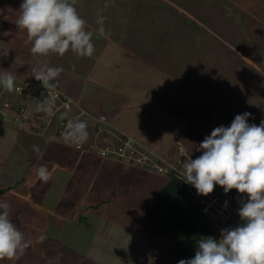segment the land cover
<instances>
[{
  "label": "rangeland",
  "instance_id": "rangeland-1",
  "mask_svg": "<svg viewBox=\"0 0 264 264\" xmlns=\"http://www.w3.org/2000/svg\"><path fill=\"white\" fill-rule=\"evenodd\" d=\"M21 3L22 0H0V8L4 4V11L0 13L3 14L0 69L17 72L18 67L25 79L33 75V63L44 60L58 64L63 72L53 87L40 86L46 99L39 97L30 101L37 106L33 109L28 104L25 108L32 110L30 116L16 109V114L5 117L14 122L18 135L20 129L26 133L30 127L35 131L44 130V138L35 137L41 146L48 141L45 139L52 137L51 133L57 132L61 143L71 144L66 136L69 123L86 121L88 139L84 147L74 146L75 159L100 157L99 150L104 146L117 150L126 146L123 139L128 137L138 151L148 153L146 165H138L134 159L135 162L121 159L111 152L103 156L128 162L138 169L132 172L131 181L138 191L137 209L132 212L138 221L133 216L131 220L138 223L136 230L143 235L118 232L115 227L113 231L119 236L105 241L102 245L105 250L98 252L97 241L93 240L97 254H93L92 260L100 264H177L179 259L172 254L174 244L170 235L149 238L145 224L150 229L152 224L147 212L155 192L167 179L166 173L184 180L183 164L202 154L199 144L214 128L229 126L236 115L245 112L251 113L249 124L259 125L264 120V0H76L77 12L87 22L86 30L93 33L95 52L91 57H78L71 51L62 57L33 55L31 45L26 43V31L15 24ZM101 17L103 34L99 32L101 24L97 23ZM23 47L26 49H18ZM12 57L16 61H32L29 67L22 66ZM30 80L15 82L26 87L10 94L12 105L21 102L19 97L35 86ZM7 92L0 87V122L4 117L1 113L5 114L2 104ZM54 94L69 95L75 109L73 114L60 110V99ZM101 117L105 120H100ZM19 123L22 127L18 129ZM4 133V143H7L11 129L9 135L7 128ZM58 154L63 156L66 152L59 148ZM47 156L45 162L40 161L48 163L52 154ZM86 168L91 174L97 172L96 176L106 171L101 162L90 163ZM31 169L37 167L31 166ZM186 185L215 225L219 237L221 229L241 224L238 209L241 201H246V194L235 189L225 193L217 185L212 193L202 196L193 186ZM17 198L6 200L0 196V201L5 199L12 208H18ZM106 203L100 202L103 208L109 207ZM121 203L122 209L130 207L125 201ZM119 211L118 208L121 214ZM96 223V238H100L98 233L103 231L99 228V219ZM69 228L70 232L75 231ZM111 228L107 221L102 224L103 230ZM88 231L86 227L81 228L79 240ZM39 260L34 264H40ZM51 264H56V260Z\"/></svg>",
  "mask_w": 264,
  "mask_h": 264
},
{
  "label": "clouds",
  "instance_id": "clouds-1",
  "mask_svg": "<svg viewBox=\"0 0 264 264\" xmlns=\"http://www.w3.org/2000/svg\"><path fill=\"white\" fill-rule=\"evenodd\" d=\"M75 5L76 0H22L15 24L26 31V43L31 45L33 55L47 57L55 54L62 57L68 51L78 57L94 54L93 33L86 30L87 22L79 15ZM97 23L101 24L99 32L103 34V17ZM32 71L35 80L44 88H49L54 86L53 82L63 68L50 67L45 61ZM15 80L14 73L0 69V87L4 90L12 92ZM65 100H70L73 105L71 99L64 98L58 107ZM249 116L251 113L248 112L238 114L229 126L214 128L199 144L198 150L202 154L188 159L182 172L184 181L193 186L198 195H209L217 185L225 193L235 189L240 194H246V201L242 200L238 209L243 223L234 228L221 229L219 239L201 237L197 241L194 257L181 259L177 264H264V120L259 125L249 124ZM100 119L103 120V117ZM68 129L67 139L77 147L87 141L86 121L70 122ZM33 150L43 155L38 146L33 145ZM37 176L47 182L50 179L48 168L39 166ZM11 215V205L0 201V260H13L29 247ZM45 238L41 235L39 240L43 242ZM61 257L62 254L55 257L56 264Z\"/></svg>",
  "mask_w": 264,
  "mask_h": 264
},
{
  "label": "crops",
  "instance_id": "crops-1",
  "mask_svg": "<svg viewBox=\"0 0 264 264\" xmlns=\"http://www.w3.org/2000/svg\"><path fill=\"white\" fill-rule=\"evenodd\" d=\"M3 11L4 4L0 8V13ZM1 16L3 14H0ZM18 49L22 50L26 48ZM7 55L9 61H11L10 53L8 52ZM12 59L22 66L29 67L30 61H32L30 59H33V56L29 59L28 63L22 60L16 61L15 57H12ZM43 62L45 61H36L32 66L33 68H38ZM47 63L50 67H58V64L52 65L51 62ZM18 70V67L17 72L9 70V72L11 71L15 74V82L27 83V79H32L29 83L35 86L27 90L23 97H19V99L21 98V102L18 101L17 105H12L10 94L20 89L25 90L26 87V84L21 86L15 84V87H18H14L12 92H7V96L4 98L2 104V112L5 114L1 113L4 117L1 116L3 119L0 122V148L1 146L4 147L3 150H0V190H2L0 196L6 197V200L20 197L16 199L20 203L18 208L11 207V219L24 234L29 247L22 254H18L13 260H0V264H34L39 259L40 264H51L58 254H62L59 264H69L70 262H75L74 264H100L92 260L93 254H97V252H94L95 245L93 240L97 241L99 246L97 247V251L99 252L100 250H105L102 248V245L106 243L105 241L118 238L119 235L113 231L115 227L118 229V232L125 231L138 237L143 235L137 231L139 227L138 223L136 222V224L131 220L132 216L136 220V213L133 215L132 212L137 209L138 203L135 196L136 192H138L137 187L134 186L135 182L133 185L131 184L132 172L138 169L136 170V166L128 162L124 163L113 158L106 159L101 157L103 158L101 159L98 155H92L90 156L91 158L83 157L82 159H75L73 155L75 151L70 148L71 145L69 143H66L67 145L64 142L61 143V135L58 132L57 134L51 133L52 137L50 136L49 139H45L48 141L43 146L40 143L38 144L39 140L35 137L41 136L44 138L45 133L42 134L44 130L38 131L36 129L37 131H35L30 127L26 130V133L20 129L21 132L18 135L15 126H13L14 122H11L5 116H13L16 114V109L25 112L28 104L35 109L36 105L30 103V101L33 102L35 98L38 99L45 96L44 89L41 90L40 86L42 85H40L39 81L35 80L32 75H26L27 77L23 79ZM68 96L67 94L64 95V97L71 99ZM42 99L46 98L43 97ZM30 111L32 110L26 111L28 112L27 116L31 115ZM5 123L7 127L4 126ZM19 126L22 127L20 123L18 129L20 128ZM5 128H7L8 135L9 128L12 132L10 133L11 137L9 135L7 143H4L6 140ZM33 143L39 147L43 153L42 156L33 150ZM59 148H63L66 154L60 156L58 154ZM50 153L52 154V159L48 163L41 162H45L49 158L47 155H51ZM38 156H40L39 159L36 158ZM98 162H101L105 166L106 171L100 172L96 176L97 172H94V169H92L94 173L91 174L90 169L88 170L86 167L90 163L98 164ZM40 164L45 165L49 170L50 179L47 182L40 180L37 176V169ZM31 166H36L37 169L33 170ZM134 196L135 198L133 199ZM103 201L108 202L105 204L109 205L108 208H103L104 204H100ZM121 201H125L130 207L122 209L123 203ZM118 208L121 214H118ZM98 219L99 223H101L99 224V228L103 231V234L98 233V237L100 238H96L95 233L97 229L96 220ZM105 221L112 225V231L102 229V224ZM127 222H130L131 225H127ZM69 227L75 228V231L70 232ZM84 227L88 228L89 231L83 234L84 239L79 240L81 237L77 236L80 235V230ZM145 227V230L150 234L149 230L151 229L149 226L145 224ZM41 235L46 237L43 242L39 240ZM76 243H78V247ZM105 247L107 248V246ZM91 249L93 253L90 251ZM117 252L120 253L119 249Z\"/></svg>",
  "mask_w": 264,
  "mask_h": 264
},
{
  "label": "trees",
  "instance_id": "trees-1",
  "mask_svg": "<svg viewBox=\"0 0 264 264\" xmlns=\"http://www.w3.org/2000/svg\"><path fill=\"white\" fill-rule=\"evenodd\" d=\"M57 95L60 100L66 98L63 94L62 97L61 94ZM70 105L71 107L68 109L63 105L59 107L62 112H65L64 114H73L75 109L72 104ZM36 108L37 106H35ZM120 135L122 138L125 137V135ZM70 145L75 151V144L71 143ZM166 177L164 184L155 192L153 203L147 212V217L152 224L149 238L170 235L174 244L173 256L179 260L189 259L194 257L197 241L201 237L216 239L220 237L215 225L206 215L185 181L169 172L166 173Z\"/></svg>",
  "mask_w": 264,
  "mask_h": 264
},
{
  "label": "built area",
  "instance_id": "built-area-1",
  "mask_svg": "<svg viewBox=\"0 0 264 264\" xmlns=\"http://www.w3.org/2000/svg\"><path fill=\"white\" fill-rule=\"evenodd\" d=\"M55 95V94H54ZM55 97H58V95L56 94ZM62 105L65 107V108H70V100H65L62 102ZM104 119V117H103ZM101 120V119H100ZM105 120V119H104ZM103 121V120H102ZM123 142L126 143V146L124 147H119L117 150H114L113 148L111 147H102L99 152L102 156H105L107 153H110V154H113V155H116L117 154L120 156V157H123V158H128L132 161H136L137 164L139 165H146V163H148V158H147V155L145 152H141V151H138V149L132 144V141L131 139L128 137L126 139H123ZM130 142V143H129ZM76 146V145H75ZM96 147V146H94ZM93 147V148H94ZM76 148H81V146L77 147ZM134 159V160H133ZM134 161V162H135ZM240 219V218H239ZM243 223V221L241 222V224ZM240 225V224H239Z\"/></svg>",
  "mask_w": 264,
  "mask_h": 264
}]
</instances>
